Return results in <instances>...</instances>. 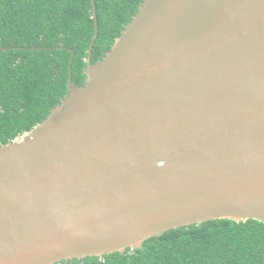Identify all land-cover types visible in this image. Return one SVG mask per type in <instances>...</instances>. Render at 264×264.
<instances>
[{
  "label": "water",
  "instance_id": "obj_1",
  "mask_svg": "<svg viewBox=\"0 0 264 264\" xmlns=\"http://www.w3.org/2000/svg\"><path fill=\"white\" fill-rule=\"evenodd\" d=\"M93 19L84 83L71 49L61 103L0 145V264L264 222V0H143L94 63Z\"/></svg>",
  "mask_w": 264,
  "mask_h": 264
},
{
  "label": "trees",
  "instance_id": "obj_2",
  "mask_svg": "<svg viewBox=\"0 0 264 264\" xmlns=\"http://www.w3.org/2000/svg\"><path fill=\"white\" fill-rule=\"evenodd\" d=\"M94 1L92 63L111 49L143 0ZM94 34L93 0H0V145L31 130L61 103L71 49L72 82L84 83ZM55 264H264V222L209 220L168 230L136 250Z\"/></svg>",
  "mask_w": 264,
  "mask_h": 264
}]
</instances>
